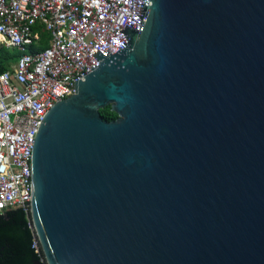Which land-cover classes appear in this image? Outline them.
Here are the masks:
<instances>
[{
  "label": "water",
  "instance_id": "obj_1",
  "mask_svg": "<svg viewBox=\"0 0 264 264\" xmlns=\"http://www.w3.org/2000/svg\"><path fill=\"white\" fill-rule=\"evenodd\" d=\"M116 45L33 137L46 263L264 264V0H130Z\"/></svg>",
  "mask_w": 264,
  "mask_h": 264
},
{
  "label": "built area",
  "instance_id": "obj_2",
  "mask_svg": "<svg viewBox=\"0 0 264 264\" xmlns=\"http://www.w3.org/2000/svg\"><path fill=\"white\" fill-rule=\"evenodd\" d=\"M129 1L0 0V42L21 52L0 72V195L20 202L33 231L30 161L38 124L74 93V81L98 48L119 49ZM43 32L50 39L41 48ZM33 241L40 252L35 232Z\"/></svg>",
  "mask_w": 264,
  "mask_h": 264
},
{
  "label": "trees",
  "instance_id": "obj_3",
  "mask_svg": "<svg viewBox=\"0 0 264 264\" xmlns=\"http://www.w3.org/2000/svg\"><path fill=\"white\" fill-rule=\"evenodd\" d=\"M43 38L47 36L42 33ZM43 41L40 47H44ZM21 52L0 42V72L14 64ZM103 118L111 120L117 113L110 105L99 109ZM34 231L28 222V216L21 207H12L0 214V264H47L41 246L37 252L33 246Z\"/></svg>",
  "mask_w": 264,
  "mask_h": 264
},
{
  "label": "crops",
  "instance_id": "obj_4",
  "mask_svg": "<svg viewBox=\"0 0 264 264\" xmlns=\"http://www.w3.org/2000/svg\"><path fill=\"white\" fill-rule=\"evenodd\" d=\"M46 33H47V36H46L45 38L42 37V41L40 42L39 46L42 45V42H43V41L46 42V45H45V46L48 45V43H49V39H50V34H49L48 32H46ZM45 46H44V47H45ZM41 48H42V47H41Z\"/></svg>",
  "mask_w": 264,
  "mask_h": 264
}]
</instances>
